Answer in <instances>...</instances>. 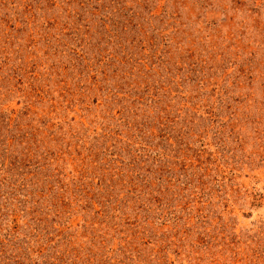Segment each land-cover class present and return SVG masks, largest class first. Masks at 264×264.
<instances>
[{
    "label": "rangeland",
    "instance_id": "rangeland-1",
    "mask_svg": "<svg viewBox=\"0 0 264 264\" xmlns=\"http://www.w3.org/2000/svg\"><path fill=\"white\" fill-rule=\"evenodd\" d=\"M0 264H264V0H0Z\"/></svg>",
    "mask_w": 264,
    "mask_h": 264
}]
</instances>
